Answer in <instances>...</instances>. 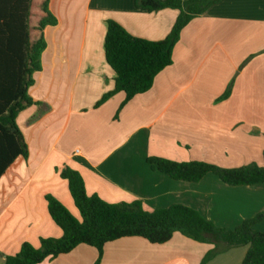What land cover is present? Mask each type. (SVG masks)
Here are the masks:
<instances>
[{
    "label": "crops",
    "instance_id": "1",
    "mask_svg": "<svg viewBox=\"0 0 264 264\" xmlns=\"http://www.w3.org/2000/svg\"><path fill=\"white\" fill-rule=\"evenodd\" d=\"M36 2L0 0V109L20 91L30 43L38 39ZM50 10L58 24L44 30L42 68L27 89L39 104L16 119L29 155L0 177L1 262L24 242L38 248L41 238L63 236L47 195L80 216L60 176L65 166L83 176L89 196L109 203L139 200L149 212L181 204L227 230L264 212V183L231 186L212 173L199 182L175 180L147 163L161 157L264 166V0H222L192 20L174 47L173 64L120 112L124 93L96 107L115 88L104 48L107 21L161 41L179 11L149 12L135 0H50ZM254 229L264 233V221ZM248 248H231L204 264H243ZM213 249L179 232L165 244L130 237L107 243L100 264H203ZM98 258L96 248L80 245L41 264Z\"/></svg>",
    "mask_w": 264,
    "mask_h": 264
},
{
    "label": "trees",
    "instance_id": "2",
    "mask_svg": "<svg viewBox=\"0 0 264 264\" xmlns=\"http://www.w3.org/2000/svg\"><path fill=\"white\" fill-rule=\"evenodd\" d=\"M221 1L135 0L136 7L149 12L165 9L179 11L170 34L161 41L135 37L118 22L108 20L104 48L107 63L116 74L115 88L105 94L96 107L116 94L124 93L125 100L119 108L120 112L136 96L151 90L156 77L173 64V50L183 29ZM35 7L36 18L39 15L38 39L35 43H30L21 89L0 109V177L18 157L28 158V146L16 119L22 110L39 104L28 95L27 89L34 83L33 73L42 68L41 55L47 47L44 30L58 24L50 10V0H39ZM227 96L228 94L224 98ZM147 163L153 170L175 180L199 182L212 173L231 186L264 183V166L257 163L224 168L204 161L178 162L161 157H149ZM60 176L68 182L81 219L76 218L54 196L47 195L49 214L62 229L63 236L41 238L38 248L24 242L17 254L4 256V264H41L47 259L68 254L80 245L96 248L99 258L95 264H100L104 247L109 242L140 237L153 244H165L176 232L194 241L214 245L203 264L220 252L240 246H249L243 264H264V233L254 229L255 224L264 221V212L245 220L235 229L227 230L215 225L199 211L181 204L149 212L139 200L109 203L99 195L89 196L83 176L69 166L60 170Z\"/></svg>",
    "mask_w": 264,
    "mask_h": 264
},
{
    "label": "rangeland",
    "instance_id": "3",
    "mask_svg": "<svg viewBox=\"0 0 264 264\" xmlns=\"http://www.w3.org/2000/svg\"><path fill=\"white\" fill-rule=\"evenodd\" d=\"M78 215H79V213H78ZM76 218H78V219H79V218H80V216H78V217H76ZM0 264H4V263L0 261Z\"/></svg>",
    "mask_w": 264,
    "mask_h": 264
}]
</instances>
